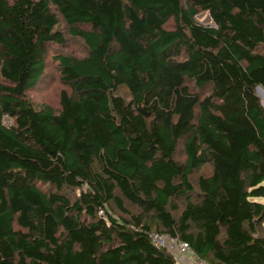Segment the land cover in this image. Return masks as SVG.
<instances>
[{
    "label": "trees",
    "instance_id": "obj_1",
    "mask_svg": "<svg viewBox=\"0 0 264 264\" xmlns=\"http://www.w3.org/2000/svg\"><path fill=\"white\" fill-rule=\"evenodd\" d=\"M57 13L87 54L57 55L55 110L26 92L64 42ZM257 85L264 0H0V264H177L152 230L264 264Z\"/></svg>",
    "mask_w": 264,
    "mask_h": 264
},
{
    "label": "rangeland",
    "instance_id": "obj_2",
    "mask_svg": "<svg viewBox=\"0 0 264 264\" xmlns=\"http://www.w3.org/2000/svg\"><path fill=\"white\" fill-rule=\"evenodd\" d=\"M59 23L56 26V30L62 35L64 42L63 43H52L49 44L46 48L45 53V64H44V73L42 74L40 80L37 82L35 87L29 89L26 92V96L31 100L35 105L40 106L42 104H47L57 110L59 108L60 95L62 91L70 92L68 86L63 84L60 80V71L59 64L57 60V55H69L75 57H82L87 54V47L85 46L83 40L74 36L70 33V25H68L62 16L57 13ZM208 13L205 11H199L195 16V19L202 24H207L210 22L208 18ZM170 26H172L170 22ZM84 28V27H82ZM257 96L260 99L262 106L264 107V92L256 91ZM120 94L128 97L127 92L122 88ZM186 156L183 149V140L179 142L176 152V160L179 162H184ZM211 171V165L205 164L199 171H192L190 174V182L196 187L197 179L200 175H207ZM79 194V190H76L73 193V199L76 198ZM257 200L264 203V198H257ZM178 207L181 210L184 205V200L179 199ZM116 212L118 210L114 209ZM132 213H135L136 210L132 207L129 209ZM114 211V213H115ZM156 231V230H152ZM150 231V232H152ZM149 232V233H150Z\"/></svg>",
    "mask_w": 264,
    "mask_h": 264
},
{
    "label": "built area",
    "instance_id": "obj_3",
    "mask_svg": "<svg viewBox=\"0 0 264 264\" xmlns=\"http://www.w3.org/2000/svg\"><path fill=\"white\" fill-rule=\"evenodd\" d=\"M150 241L157 247L163 248L172 255L177 264H208L197 255L188 242L167 232L152 231L149 233Z\"/></svg>",
    "mask_w": 264,
    "mask_h": 264
},
{
    "label": "water",
    "instance_id": "obj_4",
    "mask_svg": "<svg viewBox=\"0 0 264 264\" xmlns=\"http://www.w3.org/2000/svg\"><path fill=\"white\" fill-rule=\"evenodd\" d=\"M208 18L210 19V16H208ZM256 91H263L264 92V89L260 86V85H257L256 88H255Z\"/></svg>",
    "mask_w": 264,
    "mask_h": 264
}]
</instances>
